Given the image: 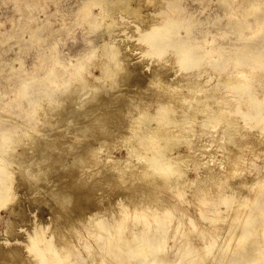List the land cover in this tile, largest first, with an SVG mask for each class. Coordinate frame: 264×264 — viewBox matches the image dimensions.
<instances>
[{
  "label": "bare ground",
  "instance_id": "6f19581e",
  "mask_svg": "<svg viewBox=\"0 0 264 264\" xmlns=\"http://www.w3.org/2000/svg\"><path fill=\"white\" fill-rule=\"evenodd\" d=\"M144 1L145 0H104L100 4L102 10H105V13L98 17L99 28L106 29L105 34L108 35V41H104L105 43L100 45L103 51V56L106 57V61L102 58L99 59L97 68L101 71V75L95 77V79L93 78L95 83L88 80V67L82 62L77 64L75 68H72V70L66 71L69 77L67 79L64 78L63 75L54 73V69L51 68L48 76L42 82L45 84L44 86L47 87L46 90L41 92L37 88L30 87L27 84H22L23 86H20L21 88L19 87L20 90L18 89L15 97V99L19 101L17 103L19 106L22 104L20 103L22 98L27 99L29 107L27 110L28 114L30 112L34 114L33 116H36L40 111L44 112L45 110V116H48V119L50 118V120L47 119V122L51 121V126L53 125V122L55 123V121L57 125V120L54 117H61L60 120L63 118H66L67 120L71 119L68 116L70 114L68 113L70 108H66V106L70 107V105H68L69 102L73 104V108L76 110L77 108L75 106H77V104L79 106L82 104L80 107L82 108L81 110H83V108L88 104V110L85 108V118H87L89 114H94L97 111L101 112L102 115L93 120H96L97 123L88 124L86 129L79 130L78 128L79 131L75 135L72 132L73 135H71L74 142L82 139L85 133H91L90 135H94L93 133L96 131L93 129V125H100L102 127L98 131L100 132V135H103V138L99 137L100 142L106 144L111 143V141L119 140L125 145L127 150L126 160L131 162V160L135 158L138 163L136 166H132L127 163L123 166L120 161L112 160V162L110 161L111 163L107 162L111 159L108 157L101 160L99 158V151H95V149L88 151L87 145H91V142L96 139V137H94L95 135L92 137L88 135V137L85 138V141H87L85 142L86 144L83 143L84 140H82L83 145L79 146V142L77 144L79 147L76 145L78 147L77 149L80 150V152H78L83 154L82 156L78 155L79 157L81 156L80 158L74 160L73 157V161H70L66 160L65 157V161H63V159L62 162L60 161L61 163L59 162L60 169L57 166L58 172L55 168H53V170L55 169L54 172L56 171L59 177L55 176L54 178V175H51L54 186L51 188L52 190L50 189L51 191L48 192L51 194V198L49 197L48 202H42L40 206L43 212L51 213V211L53 212L57 205H59L60 209L61 207L65 208L63 215L75 216L74 218H77L78 215L81 214L84 216V213L88 210L87 205L91 202L89 201L90 198L88 199V197L86 198L83 195L81 186H79L81 188L75 187V185L68 182L69 179L65 178L68 176L70 177L73 168L76 169L79 167L78 165L81 166L79 163L81 161L83 162V158L84 160L89 159L86 160L88 162L85 164L90 162L93 166L95 164L99 165V163H105V165H103L104 168L99 165L100 169H96L98 172L96 171L97 173L94 175L96 176L101 174L99 178L101 176H104V178L107 179L109 178V180L105 182L106 186L115 188V190L117 189L119 192L121 191V196L126 193V199H124L128 200L127 204L123 205V207L121 206L122 209L120 212L118 211L120 215L116 217L114 221L108 219L111 212L102 211L101 213H98V209V211L96 210L97 213H90L88 219H86V221H82L83 225L81 226L82 228H80L81 230L79 229L80 231L74 230L75 228H73V231L69 230V232L68 230H62V228L61 231L58 227V229L56 228V231L50 233L48 225L45 227L35 224L32 231L31 228H29L31 232L25 233L26 238L23 237L21 245L19 244V246H17V244L14 243L16 246H12V244V247H5L2 245L3 243L1 244L0 260H3L2 264H12V262L15 263V260L20 259L21 257L22 262L24 263L26 260L31 261V263L27 262L28 264H83L79 260L80 247H75L71 238L76 237L81 240L84 233H87V235L92 239L93 244L95 242L98 245L95 248L93 245H88L87 243L83 244L82 247L88 253L89 261L87 264H155V259H158L156 264H170V260L174 256L176 264H181L182 262L205 264L206 258L211 257L210 264H260V262L264 264V180L259 181L256 179V183L253 186L254 188L246 201L241 199L239 200V198L242 197L241 195L240 197L238 196V192L240 191H237V189L232 190L231 188L232 175L237 174L238 169L233 166V160L238 158L236 148L242 146H239V143H241L242 140L247 138L249 139L250 129H261L258 131V135L253 134V138L256 139V145H258V143L260 145H264V36L253 43L249 42L254 37L257 38L260 34L261 28L264 26V0H245L246 4L240 7L241 14L237 15L239 18H236H243L247 21L241 25L238 24L237 28H234V31H232L233 34L240 36V39L237 38L236 42H242L241 46L235 45L237 47L236 50L227 46L215 45V39L210 40L207 38L209 34L207 31H202L204 39H202L201 42L197 41L198 38L193 36L194 28L196 26H202L203 22H190V20H188L189 18H173V14L179 11V8L174 5L175 0H165L163 5L166 6V9H160V11L155 13L153 12L154 15L158 17L153 20L150 19L146 28L140 25L138 21H134L135 23L129 22L128 20L133 18V16H136V18L139 17L137 15L141 14V9L145 6V3H143ZM230 1L233 2L234 0H224L221 2V5L225 7V5H229ZM85 10H87L86 7ZM258 10L262 11V15H256ZM235 14L237 13H230V17ZM251 15L254 17V23L256 24L257 29L252 32V37L249 38L244 35V32L247 29L252 30L250 21L248 20ZM88 16L89 12H86L84 19H87ZM108 19H111L113 23H116V25L118 24L117 28L112 29V25L108 24ZM121 39H123V43L127 40H130L131 42L133 41L135 45L138 43L139 47L137 46V50H139L143 55L141 53L140 54L146 59L153 61L154 59H157L155 61L157 64L161 63L160 67L163 68L164 71L160 70L163 71V73L156 67V69L154 68L155 72L154 70H151L152 74L151 72L149 75H146L145 73L139 74L136 69L138 65V63H136L137 61L133 62L134 59L126 61V59L130 56L126 55L125 51L121 47V44L117 42L121 41ZM130 47L132 48L131 45ZM128 65L131 66L128 67ZM148 66L149 65L146 67ZM126 69L127 72L125 71L121 73ZM195 72L200 75L208 72L210 75L208 74L207 78L200 82V80L191 76ZM167 73H172L171 76L175 77L176 75H182L183 79L179 81L177 80L175 83L172 80L170 81L172 82L171 84L166 80V76L168 75ZM118 74L120 75L119 81L115 85L103 88V83H110V81L114 80ZM165 74L167 75L165 76ZM223 78H229L228 82L223 83L225 86L224 88L234 91V96L231 100H229L228 97V100L225 99V97H220V92L222 91L220 83ZM127 83L131 84V87H129L130 89L134 88V90L140 86L142 87V85L144 87V83H146V85L148 84L150 88L155 86L158 89V97L155 92V99L153 102L156 107L152 110V112L148 113L150 108L147 107L148 109H142L143 111H139L140 113L130 117L129 124L125 131L126 135L122 137L119 136L120 139H116L117 136L113 134L111 128L116 126L117 120L120 118V109L125 106L127 103L126 100L135 98V95L133 94V96L129 99L125 97V100L124 95L126 94L123 95L122 92L120 93V91L123 90V86L125 87ZM155 87L154 89H156ZM93 89H95L96 92L91 96V98L87 99L90 101L88 102L85 100L86 96H88L87 94L91 90L93 91ZM123 91L125 92V90ZM128 92L130 91L127 90L126 96L130 97ZM133 93H135V91H133ZM221 93L223 94V92ZM1 96L2 95L0 94V98ZM73 97H78L77 100L81 97L84 98H82V101L79 104L80 100L75 102V98ZM114 97L116 99H113ZM44 102H47V105H45ZM84 102H87V104L85 105ZM30 107H33V110ZM64 108L67 109L65 110L67 113L62 114L60 111ZM73 108L71 111H74ZM80 114L83 115L84 112H80ZM73 116L76 115L73 114ZM81 116L79 115V119ZM201 116H203V118ZM83 118L80 121H82ZM53 119L55 121H53ZM1 120H4V118L0 112V211L10 208L13 216L22 217L25 221V216H27L25 215L27 211H23L25 206L20 208L21 206L18 207L19 205H17L15 201V196L17 195L14 194L17 191L16 189L19 188H17L16 185L19 186L20 183L16 184L18 182L16 170L23 173L25 172L24 169L26 170L28 164H32L30 163L31 161H29V157H25L23 152V154L19 153L20 155H18L16 150L18 147H23V151H25V155H27L26 152L28 150H32L33 147L36 146L35 142H41L39 141L41 139H36V137H40L42 133L39 131L40 135H38L36 132L38 130L37 124L35 121H32L33 118L28 120L24 119L23 121L10 119V124H5ZM67 120H65V122ZM76 120L78 123V118ZM70 121H72V119ZM65 122L63 121L62 127ZM78 124L75 126H78ZM197 124L200 125V130H194L195 125ZM220 125H223L225 130L223 129L222 132L219 133V135L221 134V140L223 143L218 145L217 149L220 151L222 148L227 147V151H222L223 159L220 162H215L203 170L201 169L202 171L199 172L198 179L202 178V175H206L205 180L200 186L195 187L191 192H189L190 195L188 196V188L195 185V182L191 183L187 181L188 177L186 176L185 170L188 164L191 163L192 165L195 164L197 166H201V161L207 159L208 156H213L214 153L216 154L215 150H208L209 145H207L206 142L201 143V146H199L200 149L195 151L194 138L197 135L201 136L207 133L208 128L216 130ZM51 128H53V126ZM58 128L59 125L57 127L58 132L62 130V128L60 130ZM98 131L96 133H98ZM50 133L48 132V134ZM67 135L63 136L66 137ZM59 136L57 135V137ZM66 140L61 141L64 142ZM55 141L57 142V140ZM49 142H52V140ZM56 142H52V144H56ZM52 144L50 145L52 146ZM64 144L67 143L64 142ZM70 144L73 145L74 143L71 142ZM50 145L48 146L50 147ZM72 145L71 148H74L75 146L73 145V147ZM181 145H185L187 147L189 150L187 154L182 155L181 153H178L175 155L172 153L173 150H178L177 147ZM88 148L91 149L90 146ZM110 148L108 146L107 150L113 152ZM118 148L119 147L117 146V149ZM33 150L31 152H33ZM41 151L43 152V150ZM65 151L67 155L68 150ZM109 151L108 154L110 153ZM50 152L52 153L51 150ZM39 153L40 152L38 151L37 155ZM43 153L44 156L47 154L46 152ZM28 154L30 157L34 155L33 153L32 155H30L31 153ZM53 154L55 155L54 151ZM68 154L70 155L71 153ZM77 154L75 156H77ZM58 155L59 154H57V156ZM253 156L256 155L254 154ZM38 158H36V160ZM34 159L32 160L34 161ZM38 161L40 162V160ZM211 161H213V159ZM57 162L55 163L57 164ZM35 163L36 162H34V165ZM53 163L54 162H51L52 165ZM106 163H108V165ZM37 165L38 164H36L35 167ZM42 165L45 166L44 162ZM49 167L48 170L51 169H49ZM44 168H46V166L43 167V169L40 168V171L44 170ZM92 168L93 170H91ZM92 168L90 170L95 171L94 167ZM27 169L30 170V168ZM37 169L39 168L37 167ZM59 170L62 171V174ZM40 171L39 176H41L42 173H40ZM107 171L115 173L113 175L110 174L111 177L115 175V179L110 180L111 177L109 175L105 177L106 174H109ZM68 172L69 175L67 174ZM22 173H18L19 179L20 175L23 176ZM30 173L31 172H29V174ZM44 173L43 176H45ZM65 173L67 175L62 177L61 175ZM79 173L80 174L76 175L84 176L81 174V171H79ZM82 173L84 172L82 171ZM189 173L190 172H188V174ZM27 174L24 175L27 176ZM46 177L48 178V176H45V178ZM76 177L78 178V176ZM23 178H25V176ZM27 178L24 179L23 185L27 186L28 189L30 188L31 191L33 184L28 183L26 180ZM32 179L34 178L32 177ZM85 179L88 180L87 178ZM28 180L32 182L30 179ZM78 180H80V178H78ZM43 181L41 182V185L43 184ZM82 181L83 180H81L80 185L83 183ZM89 181H91L90 178ZM98 182L100 183V181ZM126 182H129L128 185L123 187V184L125 185ZM89 184L90 183L85 185L90 186ZM103 185L102 188H104ZM247 185V182H243L241 187H247ZM93 186H90V188H93ZM96 186L99 188L98 185ZM96 186L94 187L95 190ZM33 187H35V185ZM172 187L176 190L173 191V189H171ZM85 188L86 187H84V190ZM161 188H168L170 192L173 191L172 197L177 200H184L185 204H188L189 206H187L190 208L191 200L196 202L197 206L200 208L202 217L208 221H222L223 218L220 216V213L222 212L221 208H223L222 206L232 202L233 205L231 208L233 206L234 208L230 209V212L233 211L235 216L248 215L242 225L243 235L240 234L235 236V232L229 230L228 239L227 242L225 241V248H223L224 250H218L217 252L216 249V252L213 253L211 251L215 246L216 238L210 237L212 239H209V235L205 230L198 231V239H201L204 243V248L202 250L198 249L194 245L193 238L187 234L183 235L184 238L182 239V235H179V238H177L180 229L183 230V223L181 220V217L183 216H180V213L177 212L178 210H175L176 206L173 203V199L169 200L171 198H168L167 192ZM35 189L39 190L38 193H43V188L41 189V187H35ZM136 190L137 195H134ZM30 191H28V193ZM44 191L46 192V190ZM42 193L40 195L43 196ZM40 195L37 197L35 196L37 199H35L36 201H38ZM32 197L33 196H31V198ZM31 198L27 199H34ZM121 199H123V197H121ZM166 199H168V201ZM34 203L35 202L33 201V204ZM92 203L93 202H91V204ZM106 203L108 204V202ZM248 203L253 205L252 208H247ZM110 204L113 205L112 202ZM115 204L116 203H114V205ZM114 209L117 214L116 208ZM205 211H209L211 217L205 215ZM71 212L75 213V215L70 214ZM112 213H114V211ZM61 215L58 214V217H56L62 218L60 217ZM22 218L16 219H19L20 222V219ZM60 222L62 221L60 220ZM27 223L25 224L27 225ZM63 223L67 224L66 222ZM74 223L72 222L73 227L74 225L76 226ZM21 224H23V222ZM31 225L29 227H31ZM69 225L68 227H70ZM51 226L53 228L52 224ZM68 227H64V229ZM13 232L15 233V231ZM21 232L22 231H20V233ZM20 233L18 232L19 235ZM12 234L13 233L10 235L12 236ZM15 235L18 238L20 237L17 234ZM12 239H10V241H12ZM247 240H251L252 243L249 246L247 245L248 247L246 248V246L244 247V244ZM7 241L5 243H7ZM168 245L170 248H168ZM168 249H170V252H168ZM29 257H31V259ZM19 262L21 263V261Z\"/></svg>",
  "mask_w": 264,
  "mask_h": 264
},
{
  "label": "rangeland",
  "instance_id": "374dc122",
  "mask_svg": "<svg viewBox=\"0 0 264 264\" xmlns=\"http://www.w3.org/2000/svg\"><path fill=\"white\" fill-rule=\"evenodd\" d=\"M103 1L104 0H0V94L2 95L0 98V112L4 118V120H1V121L5 124H10V122H9L10 119L11 120L12 119H15V120L18 119V120L23 121L24 119L28 120V119L33 118L32 121L33 122L35 121V123L37 124L38 130L36 132L38 133V135H40V133H42V135L40 137L35 136L36 139L40 138L41 140H39V141H41V142L40 143L35 142L36 146L33 147V149H34V150L32 149L33 152H31L32 150H30V151L28 150L26 152L27 155H25V151H23L24 150L23 147H18V149L16 150L18 155H20L23 152L24 154L23 153L22 154L25 157L26 156L29 157L30 158L29 161H31L30 163L32 164V165L28 164L27 168H30V170L26 168V170L24 169L25 172H23V173L16 170V172H17L16 176L18 177V179H17L18 182L16 184H18L19 182L20 183H19V186L16 185V187L17 188L19 187V188L16 189L18 191V193L16 191L17 194L16 193L14 194V195H17V196H15V201H16V204L19 205L18 207L21 206L20 208H23L25 206L23 211H25V212L27 211L26 213L24 212L25 215H27V216H25L26 217L25 218L26 222H25L24 218L13 216L10 208H6V209H3L0 211V238H1L0 239L1 240L0 246L2 243H3L2 245L5 247L16 246L14 243H16L17 246H19V244L21 245L22 244L21 241H23V237L26 238L25 233L31 232L33 230V227L35 224L42 225L45 227H47V225H48L50 233L56 231L58 229V227L60 228L59 230H61L63 228L62 230H68V232H69V230L73 231V228H75L74 230H76V231H80L81 230L80 228H82L81 226L83 225L82 221H86V219H88V217L90 216V213H92V212L97 213L96 210L98 211V209H99L98 213L99 212L101 213L102 211L111 212V215L108 216V219L114 221L116 219V217H118L120 215L119 212L122 209L123 205L127 204V202H128V200H125L126 199L125 195H127L126 193L122 192L124 194H122V196H121V193H120L121 191L119 192V190H117V189L115 190V188H110V186H106L105 182H107L109 180V178L108 179L104 178V176L103 177L101 176L99 178V176L101 174L96 175V176L94 175L98 172V170H96V169H100L99 165H101V167L104 168L103 165H105V163H102V164L99 163V165L95 164L93 166V164H90V162L88 164H85L86 162H88L86 160H89V159L84 160V158H83V162L81 161L79 163V164H81V166L80 165H78L79 167L77 166L79 169L76 168L77 169L76 170L75 168H73L72 174L70 173L75 178L72 177L71 175H70V177L69 176L65 177L67 174L69 175V172L67 174L65 173L61 176L69 179L68 182L71 183L72 185H75V187H78V188L82 187L81 189L83 191L82 192L83 195L86 198L88 197V199L90 198L89 201L93 202L92 204H94V205H92L90 202L87 205V209H88L87 211L88 212L86 211L85 212L86 214L84 213V216H83V214L78 215V217H77L78 219L74 218L75 216L63 215V211L65 208L61 207V209H60L59 205H57L56 209L53 210V212L51 211V213L43 212L40 206H41L42 202H45V201L48 202L49 197L51 198V194H49L48 192L51 191L52 190L51 188H53V186H54L51 175L53 174L54 176L53 175L52 176L54 178H55V176H58L57 170H58L59 165L62 162V160L64 159L63 161H65V157H66V160L73 161V159H72L73 157L75 160V159L80 158L83 155V154L79 153L80 150L77 148L79 146L83 145L82 140H84L83 143L87 142V141H85L86 140L85 138H87L88 135L90 137L95 135L94 137H96V139H97V140L95 139L94 141H92L91 145H87L88 151H91L92 149H95V151H99V158L101 160L106 159L108 157L109 159L110 158L111 159L108 160L107 162H110V161L112 162V160L120 161L121 165H123V166H124V164L126 165V163L130 164L132 166H134V165L136 166L138 163H137V160L135 158L132 159L131 162L126 160L127 150L125 148V145L122 144V142H120L119 140L111 141V143H106L108 145L100 142L99 137L103 138L102 137L103 135L102 134L100 135V132L98 131L102 127L100 125H98V126L93 125V129H95L96 132L98 131V133L92 132L94 135H90L91 133H89V134L85 133L84 136L82 137V139L76 140V138H75L76 143L74 142V140L72 139L73 133L75 135L76 133H78L79 130L86 129L88 127V124L90 125V124L97 123L96 120L95 121H93V120L95 118H97L98 116L102 115L101 112L97 111L94 114H89V116L87 118H85L86 110H88L87 102L86 103L84 102V104L85 105L87 104V105H86V107L83 108V110H81L82 108H80L82 106V104L80 106L77 104V106H75L77 108V110H76L73 108L74 107L73 104H71L69 102L68 105H70V107L66 106V108L67 109L70 108V110L68 111V113H70V114L68 116L72 119V121H70L71 119L67 120L66 118L65 119L63 118L62 120H60L61 117H59V118L54 117L57 120V125H56V121L53 119V121H55V123L53 122V125H52L53 128H51L52 123H51V121L47 122L48 116H45L46 115L45 110H44V112L40 111L36 116H33L34 115L33 113H30V112H29V114L27 113V110L29 107H28V102H27L26 98L21 99L20 103H22V104H20V106L17 105V103L19 101H17L15 99L19 87L23 86L22 84H27L30 87L37 88L41 92L46 90L47 87L44 86L45 84H43L42 82L48 76L49 70L51 68L54 69V73H58L59 75H63V77L67 79L69 77H68V73L66 71L72 70V68H75V66L77 64H80L83 62L88 67V70H87L88 71V73H87L88 80L91 81L92 83H95L93 81V78L95 79V77L101 75V71L97 68V64L99 62V59L102 58L104 61H106V57L103 56V51H102L100 45H102L103 43L108 41V35L105 34L106 29L105 28L100 29L99 28V21H98V17H100L103 13H105V10H102V7L100 5ZM164 1L165 0H153V1L152 0H145L143 2V3H145V6H144V8L141 9L142 10L141 14L137 15L139 17L136 18V16H133V18L129 19L128 21L132 22V23H135L134 21H138V23L140 25H142L146 28L149 24L150 19L153 20V19H156L158 17V16L154 15L155 12L160 11V9H166V6L163 5ZM222 1H224V0H175L174 5H176L179 8V11L175 12L173 14V18H176V19L177 18H186V19L189 18L188 20H190V22H195V23L196 22H203L202 26H196L194 28V35L193 36L198 38L197 41L201 42L202 39H204V35L202 34V31H207V32H209L207 38H209L210 40L215 39L216 40L215 45L227 46L233 50H236V48H237L236 46H241L242 42L241 41L238 43L236 42L237 38L240 39V36L233 34L232 31H234V28H237L238 24L241 25L242 23H246V21H247L243 18L238 19L239 17L237 16V15L241 14V12H240L241 8L240 7L244 6L246 4V1L245 0H234L233 2L230 1L229 5H225V7H223L221 5ZM85 7L87 8V10H85ZM237 8H239V9H237ZM86 12H89V16L87 19H84ZM230 13H237V14L230 17ZM256 15H262V11L258 10L256 12ZM236 17H238V18H236ZM248 20L250 21L252 30H250V29L245 30L244 35L251 38L252 32L255 31L257 29V27H256V24L254 23V17L252 15L249 16ZM107 21H108V24L112 25L111 26L112 29L117 28L118 24L116 25V23H113V21L111 19H108ZM228 24L231 26H229ZM183 35L185 36L184 33H183ZM262 36H264V26L261 28L260 34L257 36V38L254 37L249 42L253 43V42L261 39ZM117 42L121 44V47L125 51L126 55L130 56V57H128V59H126V61H129L130 59H134L133 62L137 61L136 63H138V65H137L136 69L138 71L136 69L135 70L137 72H139V74L145 73L146 75H149L151 70H154V68L156 69V67H157V69H159V70L161 69L164 71V69L160 67L161 63H159V64L156 63L155 60H157V59H154V61H155L154 62L153 60L146 59V58H144V56H142L143 54L139 50H137L139 47L138 43H136V45H135V43L133 41H132L133 42L132 43L130 40H127L123 43V39H121V41H117ZM130 45L132 46V48L130 47ZM132 54H133V56H132ZM147 65H149V66L146 67ZM130 66L131 65H128V67H130ZM124 68H125V66H124ZM125 71L127 72V69L122 71L121 73H123ZM163 71H161V72L163 73ZM154 72H155V70H154ZM195 73H193L191 76L197 78L198 80H200V82L205 80L209 74L208 72L201 74V75L198 73H196V74ZM126 74H128V73H126ZM151 74H152V72H151ZM167 74H165V76ZM171 75H172V73H170L166 76L167 77L166 80L169 82L173 80L175 83V81L177 82V80L179 81V80L183 79L182 75H176V77L171 76ZM119 76L120 75L118 74V76H116L114 78V80L110 81V83L109 82L103 83V88H108V86H110V85H115L119 81ZM198 77H200V78H198ZM176 78H178V79H176ZM228 80H229V78H223L221 80V83H220L221 88H222L221 92H223V94L220 92V97H225V99H227V97H228L229 100H231L232 97L234 96V91L231 89L229 90V89L224 88L225 86L223 84L225 82H228ZM170 83L172 84V82H170ZM128 84L129 83H127L126 86ZM144 84H145L144 87L142 85V87L140 86L139 88H135V90H134V88H131L132 91L130 89L131 84H129L127 87L123 86L122 89L125 90V92L123 90L120 91V93L122 92L123 95L124 94L127 95V93H126L127 90L130 91V92H128L130 97L124 95V98L127 97V99H129L133 96V94L135 95L134 96L135 98L133 97L134 99L131 98V100L130 99L126 100V98H125L127 103L125 104L124 107H122L120 109V118L117 120L116 126H113L111 128L113 134L115 136H117L116 139L119 138V136L122 137V136L126 135L125 131H126V128L129 124V118L130 117L134 116L137 113H140L139 111H143L142 109L150 108L148 110L149 111L148 113H151L152 110L156 107L153 100L155 99L154 95L157 94L158 89L155 86L154 87L156 89H154V87L150 88L148 85L149 83L147 85H146V83H144ZM133 91H135V93H133ZM95 92H96L95 89H93V91L91 90L87 94L88 96H86L85 100L91 98V96L93 94H95ZM227 93L228 94L230 93V94L228 95ZM231 94H233V95H231ZM156 96L158 97V94ZM111 97H113V96H111ZM115 97L113 99L117 98V97L116 98ZM73 98H75V97H73ZM73 98H72V100H73ZM77 98L78 97H76L74 99V101L78 102L80 100L79 101V104H80V102L82 101V98H84V97H81L78 100H77ZM87 101L90 102L89 100H87ZM129 101H130V103H129ZM131 101H132V103H131ZM147 103L149 106L147 105ZM44 104L47 105V102H44ZM71 106L74 109V111H71V109H72ZM30 108H32V110H33V107H30ZM85 108H86V110H85ZM67 109L64 108L60 112L62 114L67 113L65 111ZM80 112L81 113L84 112V114H83L84 116L82 114H80ZM73 114L76 116H73ZM79 115L80 116L82 115L80 119H79ZM201 117L203 118V116H201ZM75 118L76 119L78 118L79 124L76 122L77 120ZM82 118H83V120L80 121ZM48 120H50V118ZM65 120H67V121L65 122ZM32 121H30V122H32ZM63 121L65 122L63 125L64 128L62 127ZM76 123L78 124V126L79 125L80 126L79 127L75 126V125H77ZM58 125H59V128H58L59 130L62 128V130L59 132L57 130ZM48 126H50V127H48ZM78 128H79V130H78ZM41 129H42V132H41ZM223 129L225 130V127L223 125H220L216 130L208 128L207 133H205L201 136L197 135L194 138L195 139L194 140L195 141V145H194L195 151L200 149L199 146H201V143L206 142L207 145H209L208 150L209 151L215 150L216 154L214 153V155L211 157L208 156L207 159L210 157L208 160L205 159V160L201 161V166H197L195 164L192 165L191 163L188 164V166L185 170L186 176L188 177L187 181L191 182V183L195 182V185L188 188V190H189L188 194H187L188 196L190 195L189 192H191L195 187L200 186L201 183H203V181L205 180L206 175H202V178L198 179L199 172H201L207 166L212 165L215 162H220L223 159V152L222 151L223 150L227 151V147L222 148L220 151L217 149V146L223 143V141L221 140V134L219 135V133L222 132ZM194 130H200V125H198V124L195 125ZM250 130L251 131H250L249 139L247 138V139L242 140L241 143H239V146L240 145H242V146L236 148L238 158H236L234 160L232 159L233 160V166L238 168V169H237V174L232 175L231 188H232V190L237 189V191H240V192H238V196L240 197V195H241L242 197H240L239 200L241 199L243 201H246V199L248 198V196L252 192V190L254 188L253 186L256 183V179L259 181L264 180V153H263L264 152V145H260L259 143H258V145H256L257 144L255 141L256 139L253 138V134L258 135L259 134L258 131L261 129L255 128L253 130L252 129H250ZM39 131H40V133H39ZM48 132L49 133L51 132V133L48 134ZM57 132H58V134H57ZM37 133H36V135H37ZM57 135L58 136L60 135V136L57 137ZM63 135H67L68 139H67V136L65 137ZM250 138H252V139H250ZM36 139H34V140L38 141ZM54 139L57 140V142ZM58 139L60 140V143H59ZM71 139H72V141H71ZM50 140H52L53 143L56 142V144H52V142H49ZM61 140H66L64 142L67 144H64V142H62ZM101 141H102V139H101ZM69 142L74 143L73 145L75 147L72 144H70ZM78 142H79V144H78ZM41 143H42V145H41ZM49 143L52 144V146ZM63 144L65 145V147ZM95 144H97V145H95ZM48 145H50V147H52L54 149L50 148ZM71 145L75 148V150H74V148H71ZM89 146L91 147V149L88 148ZM108 146H109V148L111 146L110 150H113V152L107 150ZM117 146L120 148V149L118 148L119 150L117 149ZM40 148H41V150H43V152L47 153V154L45 153L46 154L45 156H44V153L40 150ZM100 148H102V149H100ZM177 148H178V150L172 151V153H174L175 155H177L178 153L185 155L189 152V150L187 149V147L185 145H181ZM55 149H56V151H55ZM62 149H63V152H62ZM64 149L68 150V153H71V154L73 153L74 155L73 154L69 155L67 153V155H68L67 156L66 151ZM50 150L52 151V153L50 152ZM69 150H71V151H69ZM38 151L40 152L38 154L39 156L37 155ZM53 151H54L55 155L53 154ZM76 151L78 154L76 153ZM108 151L110 152L109 154H108ZM174 151H176V152H174ZM56 152H58V153H56ZM111 152H112V154H111ZM28 153H31L30 155H32V153H33L34 155H32L30 157ZM57 154H59L58 155L59 158H58ZM76 154H77V156H75ZM254 154L256 156H253ZM51 155H54L55 157L51 156ZM78 155H81V156L79 157ZM33 156H35V157H33ZM40 157H41V159H40ZM36 158H38V159L36 160ZM47 158L48 159L52 158V159L48 160ZM32 159H34V161ZM212 159H213V161H211ZM38 160H40V162ZM42 161L44 162V165L46 166V168H44V170L40 171V168L43 169V167H45L42 165L43 164ZM34 162H36L35 165L38 164L36 167L34 165ZM45 162H46V164H45ZM51 162H54L53 165L51 164ZM55 162H57V164ZM39 163H40V165H39ZM49 164H51V165H49ZM106 164L108 165V163H106ZM87 165H89V166H87ZM246 165H247V167H246ZM41 166H43V167H41ZM57 166H58V168H57ZM37 167L39 169H37ZM48 167H49V169L50 168L51 169L48 170ZM92 167H94L95 171H91V170H93ZM53 168H55L57 172L56 171L54 172L55 169L53 170ZM35 169H36V171H35ZM78 170L81 171V174H83L84 176L76 175V174H80ZM32 171H33V173H32ZM39 171H40V173L42 172L41 173L42 177L39 176ZM43 171L45 173L47 171H50V172H47L46 173L47 175H46ZM82 171L84 173H82ZM29 172H31L30 173L31 176H30ZM59 172L61 173L62 171L59 170ZM99 172H100V170H99ZM107 172L109 174H106L105 177H107V175H109L111 177L110 174H112V175L115 174L113 172H109V171H107ZM107 172H105V173H107ZM188 172H190V173L188 174ZM18 173L23 174V176L20 175L21 180L19 179ZM43 173L45 176H48V178L47 177L45 178V176H43ZM24 174H27V176ZM34 174H37L39 176V178L37 175H34ZM90 174H92V175H90ZM24 176H25V178L30 177V178H27L26 180L28 181V183L33 184L31 191H30V188L28 189L27 186L23 185V182L25 179V178H23ZM76 176H78V178H80V180H78V178ZM97 176H98V178H97ZM114 176H112L113 178L111 177L110 180L115 179L116 176L115 177ZM32 177L34 179H32ZM72 178L75 179V182H74V179H72ZM85 178H87L88 180H86ZM89 178L91 181H89ZM28 179H30L32 182H30ZM35 179H36V181H35ZM49 179H50V181H49ZM92 179H93V181H92ZM71 180L73 183L71 182ZM81 180H83L82 181L83 183L80 185ZM42 181H43V184L41 185ZM45 181H49L50 183L45 182ZM87 181H88V183H90L89 185L91 187L94 185L93 188H90V186L85 185V184H88ZM98 181H100L101 184ZM44 182H45V184H44ZM243 182H247V184H248L247 187H243V188L241 187ZM95 183H97V184H95ZM103 183H104V185H103ZM126 183H125V185L123 184V187L128 185V183L127 184ZM34 185L36 188H38V187L39 188L41 187V189L43 188V190H42L43 193L41 192L43 194V196L40 195L41 194L40 192L38 193V191H39L38 189H35V187H33ZM47 185H48V187H47ZM96 185H98L99 188ZM102 185L104 188H102ZM79 186H81V187H79ZM95 186H96V190L94 188ZM84 187H86L85 190H84ZM100 187H101V189H100ZM87 189H89V190H87ZM161 189L165 190L167 192L168 198H171L169 200L173 199V201H174L173 203L176 206L175 210L176 211L178 210L177 212L180 213V216H183V217H181V220L183 223V225H182L183 230L180 229V232L178 233L177 238H179V235H182L181 236V239H182V238H184L183 235L187 234L188 236L193 238L194 245L198 249L202 250L204 248V243L202 242L201 239H198V236H199L198 231L199 230H205L209 235L208 236L209 239L216 238L217 244L215 243V246L211 251L213 253L216 251L218 252V250L219 251L224 250L223 248H225V245H226L225 243L227 242V239H228L229 230H232L233 232H235L234 233L235 236L240 235V234L243 235L242 225H243L244 221L247 219L248 215H246V216H241V215L235 216V213L233 211L230 212V209L234 208V206L231 208V206L233 205L232 202H229L227 205L222 206L223 207V208H221L222 212L220 213V216L223 218L222 221L221 220L216 221V222H214L212 220L208 221L202 217L201 212H200V208L197 206L196 202L191 200V204H190L191 208H190V207H188L189 206L188 204H187L188 206L185 204L184 200L183 201L177 200V199L172 197L173 191L176 190L175 188L173 189V187H172L171 189H173V191H171V192L169 191L168 188L167 189L161 188ZM44 190H46V192ZM28 191H30V192L28 193ZM85 192H86V195H85ZM154 192H156V191H154ZM44 193H45V195L46 194L47 195L45 196ZM134 193H135L134 195H137L136 194L137 190ZM38 194L40 195V198H38V201H36L37 200L36 197L39 196ZM87 194H89L90 196ZM138 194H139V192H138ZM27 195H29V196H27ZM30 195L33 196L32 198H34V199H32ZM16 197H19V198H16ZM121 197H123V199L124 198L125 199L123 200V199H121ZM27 198H31L36 203V205H35V203L33 204L32 200L27 199ZM28 200L30 201L31 205H30ZM166 200L168 201V199H166ZM20 201H21V203H20ZM102 202L104 205L102 204ZM106 202H108V204H110L112 202L113 205H111V204L108 205ZM114 203H116L117 205L116 204L114 205ZM119 204H121V205H119ZM28 206H30V207H28ZM31 206L33 207V210H32ZM252 206L253 205H250L249 203L247 204V208H252ZM101 207H103V208H101ZM109 207H111V208H109ZM114 208H116L117 214H116V211ZM61 210H62V212H61ZM91 210H93V211H91ZM55 211H56V213H55ZM59 211H60V213H59ZM113 211H114V213H112ZM28 213H29V215H28ZM205 213H206L205 215H208L209 217H211V215L209 214V211H205ZM58 214L59 215L62 214L63 216L62 215L60 216L62 218H57ZM70 214L75 215V213H73V212H71ZM15 217L16 218H22V219H20V222H19V219H16ZM27 219H29L30 221ZM59 219L62 222H60ZM71 219L72 220L74 219V220L72 221ZM39 221H40V223H39ZM22 222L24 225L21 224ZM24 222L25 223L28 222L27 225ZM63 222H66L67 224H65ZM72 222L73 223L75 222L74 224H76V226H78V227H76L75 225L73 227ZM18 223H20V224H18ZM31 224H33V225H31ZM51 224L53 225V228H52ZM69 224H71V225H69ZM30 225H31V227H29ZM68 225L70 227H68ZM64 227H68V228L64 229ZM71 227H72V229H71ZM29 228H31V231ZM239 228H240V230H239ZM28 229H29V231H28ZM16 230H17V232H16ZM13 231H15V233ZM20 231H22L21 232L22 234L20 233ZM18 232L20 233V235L18 234ZM11 233H13L12 236L10 235ZM15 234L19 235L20 237L18 238ZM86 235H87V233H84V236L82 235L81 240L77 239L76 237L71 238V240H73V245L75 247H77V246L80 247V250H79L80 258H79V260L83 264H87L89 261L88 260V253L82 247L83 244L87 243L88 245H93L95 248L98 246L95 242L93 244L92 239L88 235L87 236ZM210 237H212V238H210ZM16 238H17V240H16ZM25 238H24V240H25ZM7 239H8V241H7ZM10 239H12V241H14V242L10 241ZM6 241H7V243H5ZM251 243H252L251 240H247L244 244V247L246 246V248H247ZM170 246H171V244H170ZM170 246L168 248H170ZM216 247H218V248H216ZM99 251H100V249H99ZM168 252H170V249H168ZM199 252H201V251H199ZM29 258L31 259V257H29ZM211 258H206L205 264H210ZM17 260H15V263H17V264H25V263L28 264L27 262L31 263V261H29V260L28 261L26 260L25 263L22 262V257L20 259H17ZM157 260L158 259H155V264H156ZM19 261H21V263ZM2 262H3V260H0V264H2ZM15 263L12 262V264H15ZM170 264H176L175 256L171 258ZM181 264H194V262H190V263L182 262ZM260 264H262V262H260Z\"/></svg>",
  "mask_w": 264,
  "mask_h": 264
}]
</instances>
